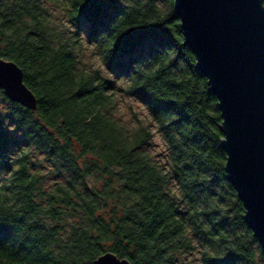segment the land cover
<instances>
[{
  "label": "trees",
  "instance_id": "trees-1",
  "mask_svg": "<svg viewBox=\"0 0 264 264\" xmlns=\"http://www.w3.org/2000/svg\"><path fill=\"white\" fill-rule=\"evenodd\" d=\"M47 1L0 0V58L22 69L37 100L31 110L0 89L9 109H0V264H92L107 251L130 264H185L181 255L198 247L202 264H264L226 178L217 98L173 0H57L145 104L167 169L144 151L147 125L128 133L107 112L113 83L77 69L74 41L51 24ZM23 140L67 179L43 189L25 154L10 160Z\"/></svg>",
  "mask_w": 264,
  "mask_h": 264
},
{
  "label": "water",
  "instance_id": "water-1",
  "mask_svg": "<svg viewBox=\"0 0 264 264\" xmlns=\"http://www.w3.org/2000/svg\"><path fill=\"white\" fill-rule=\"evenodd\" d=\"M196 69L217 98L226 178L264 253V0H173ZM0 89L35 110L22 69L0 58ZM92 264H130L107 251Z\"/></svg>",
  "mask_w": 264,
  "mask_h": 264
},
{
  "label": "rangeland",
  "instance_id": "rangeland-1",
  "mask_svg": "<svg viewBox=\"0 0 264 264\" xmlns=\"http://www.w3.org/2000/svg\"><path fill=\"white\" fill-rule=\"evenodd\" d=\"M126 2L127 0H115V3L118 5L125 4ZM43 3L49 11L51 24L60 31L62 36H68L74 41L73 50L75 52L77 69L90 73H98L113 83L114 88L111 102L106 107L107 112L128 133L132 132L138 123L147 125L152 132V137L144 147V151L160 167L167 169L169 162L167 145L158 132L157 125L150 116L145 104L126 91L127 80L117 78L105 67L97 53V44L88 40L84 32L80 33L79 36L76 34V27L72 26L67 20L65 8L61 2L50 0ZM0 109L3 113L9 110L8 103L1 97ZM5 123L8 133L15 137V140H22V135L14 129L13 123L8 119L5 120ZM22 154L26 155L28 171L38 176L39 184L43 189H50L55 183L64 182L67 179L68 174L65 171H57L42 151L35 149L29 143L24 142V140L19 146L11 148L9 159L14 161ZM90 182L92 183L93 179ZM99 184L100 181L96 182V185ZM172 188L174 189V185H172ZM200 249L198 247L187 254H183L180 259L185 264H202Z\"/></svg>",
  "mask_w": 264,
  "mask_h": 264
}]
</instances>
